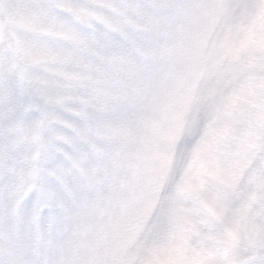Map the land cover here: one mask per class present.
Returning a JSON list of instances; mask_svg holds the SVG:
<instances>
[{"label":"snow or ice","instance_id":"obj_1","mask_svg":"<svg viewBox=\"0 0 264 264\" xmlns=\"http://www.w3.org/2000/svg\"><path fill=\"white\" fill-rule=\"evenodd\" d=\"M0 264H264V0H0Z\"/></svg>","mask_w":264,"mask_h":264}]
</instances>
